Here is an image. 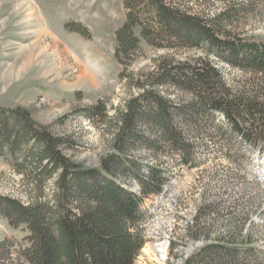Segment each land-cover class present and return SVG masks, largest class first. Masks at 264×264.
I'll use <instances>...</instances> for the list:
<instances>
[{"label": "rangeland", "instance_id": "374dc122", "mask_svg": "<svg viewBox=\"0 0 264 264\" xmlns=\"http://www.w3.org/2000/svg\"><path fill=\"white\" fill-rule=\"evenodd\" d=\"M175 2L209 19L228 12V20L219 17L230 33L264 39V0ZM124 21L123 0H0V111L28 112L37 126L71 140V147L62 146L71 162L99 169L114 153L115 110L139 92L121 75L143 78L163 57L174 61L203 57L199 51L156 49L142 42L141 50L124 65L115 58V33ZM69 24L82 26L86 35L68 30ZM211 61L234 90H264V77ZM83 73L94 79L95 86ZM158 91L173 104L191 99L169 87ZM97 104L104 106L107 118L85 116V110ZM189 123L185 130L193 144L191 166L182 165L181 154L167 147L160 152L144 146L129 149L127 157L143 166L142 172L160 166L168 177L162 196L149 197L140 207L143 220L156 223L147 226L150 239L133 264H180L218 241L239 249L240 264H264V148L251 147L230 134L221 116L200 120L203 130L197 133L191 130L198 123ZM175 124L184 130L178 120ZM215 127L224 131L218 133ZM115 179L138 192L132 177L120 174ZM55 194L53 178L39 190L26 172L17 171L8 156L0 155V198L25 205L35 199L52 204ZM28 234L25 225L13 227L0 216V242H8L10 248V254L0 255V263H17V248L28 245L24 240Z\"/></svg>", "mask_w": 264, "mask_h": 264}, {"label": "trees", "instance_id": "16d2710c", "mask_svg": "<svg viewBox=\"0 0 264 264\" xmlns=\"http://www.w3.org/2000/svg\"><path fill=\"white\" fill-rule=\"evenodd\" d=\"M183 5L175 0H123L125 21L115 33V58L120 63L127 65L142 42L156 49L199 51L203 57L194 61L163 57L143 78L121 75L139 92L115 110L114 153L102 160L99 169L71 162L62 152L63 145L72 146L71 140L37 126L28 112L0 111V155L8 156L17 171L26 172L39 190L53 178L56 193L54 204L35 199L25 205L0 198V216L13 227L25 225L29 233L24 239L28 245L17 248L16 264H133L144 244L138 228L141 204L161 190L167 176L160 166H148L142 172L144 167L127 157L131 147L155 152L167 147L181 154L183 165L191 166L193 144L187 141L185 127L189 121L198 123L191 130L197 133L203 130L200 120L221 116L230 134L251 147L264 148V90H234L211 61L214 58L246 75L264 77V39L230 33L220 25L221 17L228 20V12L209 19L184 10ZM66 28L87 33L80 25ZM163 87L191 99L173 104L158 91ZM84 114L89 119L107 118L102 104ZM120 174L132 177L138 192L117 183ZM9 249L8 242H0L1 256L10 254ZM238 251L218 241L204 245L182 264H240Z\"/></svg>", "mask_w": 264, "mask_h": 264}, {"label": "built area", "instance_id": "2783aa9c", "mask_svg": "<svg viewBox=\"0 0 264 264\" xmlns=\"http://www.w3.org/2000/svg\"><path fill=\"white\" fill-rule=\"evenodd\" d=\"M161 196H162V195L160 194V195H157L156 197H161ZM147 222H148V221H142V222L138 225V228H139V230L141 231L142 237H143V239L145 240V242H146L147 239H150V237L146 234V228H147V226H150V225H151V226H154L155 223H156V222H153L152 224H148ZM146 223H147V224H146ZM145 242H144V245H146ZM144 245H143V247H144ZM143 247H142V248H143ZM142 248H141V249H142ZM185 259H186V258H185ZM185 259H184V260H185ZM184 260H182L180 264H182Z\"/></svg>", "mask_w": 264, "mask_h": 264}, {"label": "bare ground", "instance_id": "6f19581e", "mask_svg": "<svg viewBox=\"0 0 264 264\" xmlns=\"http://www.w3.org/2000/svg\"><path fill=\"white\" fill-rule=\"evenodd\" d=\"M83 75H84V76H87L88 79L90 80L91 84H92L93 86H95V81H94V79H93L90 75H88V74H84V73H83Z\"/></svg>", "mask_w": 264, "mask_h": 264}]
</instances>
